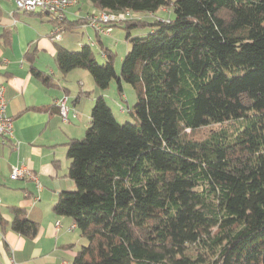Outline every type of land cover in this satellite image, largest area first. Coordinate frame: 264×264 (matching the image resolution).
Returning a JSON list of instances; mask_svg holds the SVG:
<instances>
[{
  "label": "trees",
  "instance_id": "obj_1",
  "mask_svg": "<svg viewBox=\"0 0 264 264\" xmlns=\"http://www.w3.org/2000/svg\"><path fill=\"white\" fill-rule=\"evenodd\" d=\"M89 1L137 15L171 3ZM172 9L167 19L110 24L125 25L131 43L119 77L108 49L100 64L89 44L57 48L62 75L80 68L99 90L116 78L119 92L122 80L138 93L134 122H118L99 95L84 134L67 143L76 187L53 211L72 217L86 240L71 264H201L187 246L207 239L218 250L204 264H264V0H174ZM145 25L149 33L130 37ZM11 211L13 231L36 235L38 223Z\"/></svg>",
  "mask_w": 264,
  "mask_h": 264
},
{
  "label": "crops",
  "instance_id": "obj_2",
  "mask_svg": "<svg viewBox=\"0 0 264 264\" xmlns=\"http://www.w3.org/2000/svg\"><path fill=\"white\" fill-rule=\"evenodd\" d=\"M95 11L101 10L93 8L89 0H79L66 10L65 17L76 21ZM54 26L55 22L39 12L17 11L14 0H0V86L13 125L12 138L0 136V264H71L86 244L73 218L56 214L53 206L62 191L76 187L68 174L67 143L84 134L94 100L104 93L85 70L61 74L55 59L57 48L73 50V39L60 33V39L54 40ZM87 42L93 41L88 37ZM36 71L48 77V83ZM64 95L69 106L66 122L57 107ZM121 96L126 99L125 94ZM20 164L37 174L39 189L27 178L9 177ZM15 206L38 223L33 237L11 229V208Z\"/></svg>",
  "mask_w": 264,
  "mask_h": 264
},
{
  "label": "rangeland",
  "instance_id": "obj_3",
  "mask_svg": "<svg viewBox=\"0 0 264 264\" xmlns=\"http://www.w3.org/2000/svg\"><path fill=\"white\" fill-rule=\"evenodd\" d=\"M170 1L171 3L168 5V11L166 13L162 12L161 9H159V11H156L154 13L155 16L149 13H140V15L138 16H142L150 22H153L156 17H163L165 19L173 17L172 2L174 0ZM81 15L86 16L84 12ZM87 26L88 24H86V26L82 29L75 32L62 31L61 33L63 36H68L73 39V51L80 50L81 46L80 44H78V42L82 40L84 41V43H86L89 37L93 42H87V44L90 45L96 61L100 64L106 61V58L102 51L108 49L113 54L114 69L116 72V76L119 77L123 58L131 45L129 39H127L128 30L125 28V25L112 27V32L110 33V35H106L104 33H95V29L93 27L91 28V26H88V28L86 29ZM150 29H152L151 25L134 27L129 29V35L130 37L144 36L150 32ZM84 72H86L90 80H93L91 74L88 71L85 70ZM121 85L122 92H119L117 80L116 78H113L110 81L109 86L103 90L104 98L111 109H113V113L115 114L118 122H134L135 118L133 116V106L138 99L137 89H135L131 84L126 83L122 80ZM123 94L126 95V99L121 96ZM120 106L124 108L122 111L120 110ZM218 126V124H213L203 128L202 130L208 131V129H216L218 128ZM210 242V239H207V243L209 244V246H205L202 243L189 244L187 246V254H190L192 258L197 261V263L200 262L201 264H204L203 262L210 261L216 256V252L218 250V246L210 245Z\"/></svg>",
  "mask_w": 264,
  "mask_h": 264
},
{
  "label": "built area",
  "instance_id": "obj_4",
  "mask_svg": "<svg viewBox=\"0 0 264 264\" xmlns=\"http://www.w3.org/2000/svg\"><path fill=\"white\" fill-rule=\"evenodd\" d=\"M79 0H14L17 11L21 12H39L55 22L53 39L59 40L60 33L63 31L61 22L65 18L66 10L77 4ZM166 11L167 8H163ZM132 10L123 9L119 11H98L87 15V21L95 28L98 33L110 35L112 27L110 24L124 21L126 19L139 17L134 15ZM57 107L59 114L63 121H67L69 106L67 103V96L64 95L57 100ZM6 101L4 98L3 88L0 86V136L4 138H12V118L6 113ZM124 108L120 107L122 111ZM16 147V146H15ZM9 177L13 180L19 178H27L31 180L36 188L39 189L40 182L36 173L24 164L16 165L12 168ZM59 224L57 223V226ZM73 224L71 226L74 227Z\"/></svg>",
  "mask_w": 264,
  "mask_h": 264
}]
</instances>
